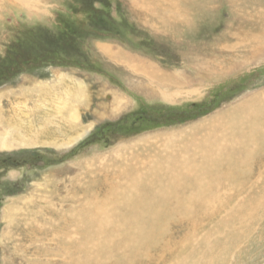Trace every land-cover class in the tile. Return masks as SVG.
<instances>
[{
    "label": "rangeland",
    "instance_id": "1",
    "mask_svg": "<svg viewBox=\"0 0 264 264\" xmlns=\"http://www.w3.org/2000/svg\"><path fill=\"white\" fill-rule=\"evenodd\" d=\"M132 1L0 0V264L56 250L50 233L77 204L69 194L85 172L108 175V165L163 152L169 140L184 148L264 90V44L221 73L206 69L205 58L222 63L214 54L233 22L226 4L167 30ZM142 62L192 95L168 97ZM261 234L219 264H264Z\"/></svg>",
    "mask_w": 264,
    "mask_h": 264
},
{
    "label": "bare ground",
    "instance_id": "2",
    "mask_svg": "<svg viewBox=\"0 0 264 264\" xmlns=\"http://www.w3.org/2000/svg\"><path fill=\"white\" fill-rule=\"evenodd\" d=\"M132 3L139 7L147 24L167 30L183 25L191 16L197 19L198 14L204 13L206 17L226 4L233 22L224 34L228 42L214 54L221 57L222 63L204 59L212 74L228 69L234 60L246 59L264 44V0ZM102 45L100 50L113 53L109 45ZM138 65L155 78V86L167 85L168 97L178 96L183 90L192 95L178 85L171 73L160 72L155 64ZM76 108L78 105L73 109ZM9 113L6 118L15 119L16 113ZM69 113L70 118L75 117V111ZM205 130L204 138L195 142L188 139L184 148L178 144V138V142L169 140L171 143L162 145L163 152L153 151L152 147V153L160 154L156 157L145 152L140 155L142 158H123L115 167L108 165L112 168L108 175L85 172V178L76 183L80 191L74 188L69 194L77 204L66 215L63 213V225L50 233L56 238V250L25 251L28 257L23 255L21 261L219 264L231 256L233 260L239 258L262 238L264 231V90L235 105L228 118ZM67 137L70 138L69 134Z\"/></svg>",
    "mask_w": 264,
    "mask_h": 264
},
{
    "label": "trees",
    "instance_id": "3",
    "mask_svg": "<svg viewBox=\"0 0 264 264\" xmlns=\"http://www.w3.org/2000/svg\"><path fill=\"white\" fill-rule=\"evenodd\" d=\"M21 50H22V49H21ZM21 50H20V51H21ZM25 50H27V49H25ZM24 53H26V52H24ZM25 56H26V54H25ZM29 61H30V60H29L28 58H27V59L25 58V59H23V64H26V63L29 62ZM9 67H10V66H9Z\"/></svg>",
    "mask_w": 264,
    "mask_h": 264
}]
</instances>
